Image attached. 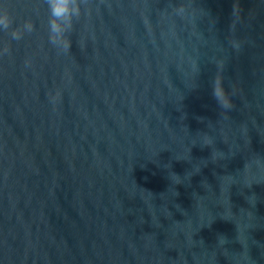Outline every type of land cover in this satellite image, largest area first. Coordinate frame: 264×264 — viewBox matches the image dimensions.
<instances>
[{
	"label": "water",
	"instance_id": "water-1",
	"mask_svg": "<svg viewBox=\"0 0 264 264\" xmlns=\"http://www.w3.org/2000/svg\"><path fill=\"white\" fill-rule=\"evenodd\" d=\"M0 3V264H264V0Z\"/></svg>",
	"mask_w": 264,
	"mask_h": 264
},
{
	"label": "clouds",
	"instance_id": "clouds-1",
	"mask_svg": "<svg viewBox=\"0 0 264 264\" xmlns=\"http://www.w3.org/2000/svg\"><path fill=\"white\" fill-rule=\"evenodd\" d=\"M43 3L47 5L48 12V42L53 47L68 52L72 46L71 33L74 30L75 22L82 15V5L86 3V0H43ZM177 11L183 13L184 7L181 6ZM14 24V17L7 4L0 3V32H7L13 40L20 41L26 34L30 35L35 31V24L31 18L25 19L19 25L14 26ZM10 53L9 44L0 47V57L6 54L10 55ZM212 95L222 109L233 108L230 93L225 88L223 80L217 82L214 78ZM58 97L59 92L52 97L53 101ZM223 242L225 243V240Z\"/></svg>",
	"mask_w": 264,
	"mask_h": 264
}]
</instances>
